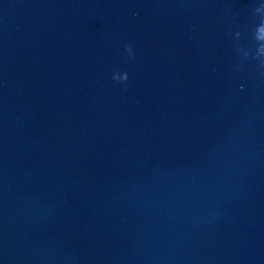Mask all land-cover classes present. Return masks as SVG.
<instances>
[{"label": "clouds", "instance_id": "clouds-1", "mask_svg": "<svg viewBox=\"0 0 264 264\" xmlns=\"http://www.w3.org/2000/svg\"><path fill=\"white\" fill-rule=\"evenodd\" d=\"M255 13H257L260 17V22L256 25L254 32H253V39L256 42V51L255 55L252 56V54L245 50L244 48L240 47V45H236L237 51L242 55L243 59H248L250 56H252L253 59H256L259 61V68L261 70H264V4H261L259 7L255 8ZM236 38H239L241 36L240 31L235 32ZM125 49L127 51L128 57L134 58L135 57V51L131 44H125ZM237 68L241 67V65H237ZM113 80L122 83L125 85V90L127 87V81H128V72H115L113 74ZM241 88H243V85H241Z\"/></svg>", "mask_w": 264, "mask_h": 264}]
</instances>
